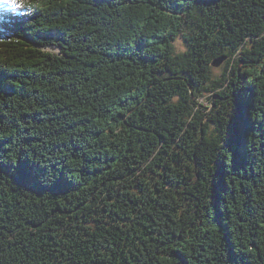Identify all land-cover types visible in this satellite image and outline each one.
<instances>
[{"label": "trees", "instance_id": "obj_1", "mask_svg": "<svg viewBox=\"0 0 264 264\" xmlns=\"http://www.w3.org/2000/svg\"><path fill=\"white\" fill-rule=\"evenodd\" d=\"M15 3L0 264H264V0Z\"/></svg>", "mask_w": 264, "mask_h": 264}, {"label": "rangeland", "instance_id": "obj_2", "mask_svg": "<svg viewBox=\"0 0 264 264\" xmlns=\"http://www.w3.org/2000/svg\"><path fill=\"white\" fill-rule=\"evenodd\" d=\"M175 50L178 53H181V52H183L185 50V45H184V43H183L181 38H178L177 41L175 42ZM223 61H224V58H220L218 60L213 61V63L211 64L212 65L211 66V74L213 76H219L222 73V70H223V67H224V64H225L224 63L225 61L224 62ZM217 63H218L217 67H214L213 65L217 64ZM212 95H213V93L212 94L205 93L204 97L199 99V103L203 106V108L201 109L202 111L205 112L207 109L209 111H210V109H213V107H214L213 103L215 102L216 98H211L210 99V97ZM212 100H213V102H211Z\"/></svg>", "mask_w": 264, "mask_h": 264}, {"label": "snow or ice", "instance_id": "obj_3", "mask_svg": "<svg viewBox=\"0 0 264 264\" xmlns=\"http://www.w3.org/2000/svg\"><path fill=\"white\" fill-rule=\"evenodd\" d=\"M0 5H4L6 8L18 7L15 0H0Z\"/></svg>", "mask_w": 264, "mask_h": 264}, {"label": "water", "instance_id": "obj_4", "mask_svg": "<svg viewBox=\"0 0 264 264\" xmlns=\"http://www.w3.org/2000/svg\"><path fill=\"white\" fill-rule=\"evenodd\" d=\"M217 65H218V63L217 64H214L213 66L217 67ZM211 102H213V100Z\"/></svg>", "mask_w": 264, "mask_h": 264}]
</instances>
